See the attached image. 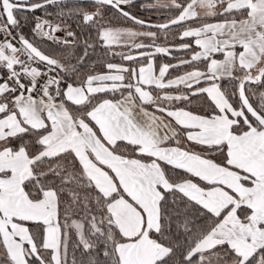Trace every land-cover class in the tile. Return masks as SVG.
<instances>
[{
	"label": "snow or ice",
	"instance_id": "1",
	"mask_svg": "<svg viewBox=\"0 0 264 264\" xmlns=\"http://www.w3.org/2000/svg\"><path fill=\"white\" fill-rule=\"evenodd\" d=\"M0 264H264V0H0Z\"/></svg>",
	"mask_w": 264,
	"mask_h": 264
},
{
	"label": "trees",
	"instance_id": "2",
	"mask_svg": "<svg viewBox=\"0 0 264 264\" xmlns=\"http://www.w3.org/2000/svg\"><path fill=\"white\" fill-rule=\"evenodd\" d=\"M146 15H147V13H146Z\"/></svg>",
	"mask_w": 264,
	"mask_h": 264
}]
</instances>
